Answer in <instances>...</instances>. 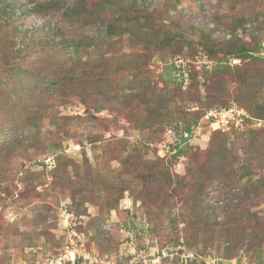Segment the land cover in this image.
I'll return each instance as SVG.
<instances>
[{
  "label": "rangeland",
  "instance_id": "obj_1",
  "mask_svg": "<svg viewBox=\"0 0 264 264\" xmlns=\"http://www.w3.org/2000/svg\"><path fill=\"white\" fill-rule=\"evenodd\" d=\"M59 1L62 13L76 2ZM10 2L8 13L0 4V33L19 53L0 59V264H33L71 242L118 258L133 250L130 241L136 249L146 242L155 250L184 242L205 258L185 263L164 257L157 264H207V256L220 264H264V129L232 132L228 165L214 173L204 167L209 126L203 138L190 141L197 153L174 158L166 145L170 133L150 126L157 119L132 123L122 105L126 93L166 88V79L179 86L171 63L180 58L195 81L160 105L177 115L186 110L191 119L193 112L240 105L244 87L235 72L207 83L206 71L225 62L236 69L242 58L223 62L194 41L209 34L222 45L234 34L230 25L240 21L234 32L256 46L264 41V0L119 2L140 22L179 25L184 34L174 49L153 46L138 78L126 70L108 76L109 62L128 63L149 52L129 33L107 34L106 19L82 25L59 13L29 12L26 0ZM110 10L107 16L115 14ZM97 71L106 80L98 83ZM53 74L57 85L49 80ZM202 118L199 123L208 124ZM148 166L156 168L151 173L159 174L157 181ZM191 169L204 180V191L192 187ZM241 249L247 253L240 261Z\"/></svg>",
  "mask_w": 264,
  "mask_h": 264
},
{
  "label": "trees",
  "instance_id": "obj_2",
  "mask_svg": "<svg viewBox=\"0 0 264 264\" xmlns=\"http://www.w3.org/2000/svg\"><path fill=\"white\" fill-rule=\"evenodd\" d=\"M26 2L31 5L28 9L29 12L35 11L38 14H43V11L45 10L48 13H59V15H62L66 19L79 20L82 25H91L92 23L97 24L102 21L104 22L106 19L107 34L114 35L118 33H129L131 38L136 40L140 47L143 49L145 48V51L148 49L149 54L144 52L143 57H139L137 54H135L137 59L128 61V63L115 61L109 62L107 64L108 66L105 67L108 76L116 74L117 70L118 74L126 70L138 78L141 76V74L146 73V58H148L150 52L153 51V46H166L174 49L179 45L176 40L178 41V39L181 40L184 38L183 32L176 30L179 25H177L176 29H174L173 27H169L167 24L164 25L156 21L151 22L148 18H146V23L140 22V19L142 18L137 15L133 9L123 11V9L119 6V2H123V0H76V2L71 7L66 8L64 13L61 12V8L63 7L61 6L59 0H26ZM0 4H2L1 8L6 11V13H8V11L13 6L10 0H0ZM110 9H114V11L116 10L117 12L115 11L113 16H107V12L111 11ZM134 22L136 23L132 24ZM240 25V21H236L235 24L230 25L232 28L230 30H232L234 34L222 45L220 44L217 46L214 42H212L209 34H202L198 40L194 41L195 45L204 47L211 56L216 55L217 53L221 54L220 60H223V62L227 61V59L230 57L242 58L244 61L243 64L237 66L236 69L228 64V62H225L220 63L219 67L215 70H212L211 72H209V70L206 71V74L211 75L209 77L210 80H208L207 83L212 81L214 76H217L221 79L225 75L234 74L232 72L233 70L236 74L234 76L237 77L236 80L244 87V90L241 92L240 99H238L240 102L239 106L242 105L244 108H246L253 118L246 119V121L243 123V126H232L230 130L225 132L221 130H212L209 132V160L205 162L204 167L210 168V170H212L214 173H221L224 167L228 165V158L225 156L226 150L228 149L226 142L232 132L249 128L264 129L263 127H255L252 124L255 119H264V102H260L262 89L264 86V55L260 54V51L264 41L260 42L256 46L243 41L233 30L237 29V27ZM73 41L74 43L76 42L75 40ZM182 42H184V40ZM78 46L79 45L75 43V48L79 51ZM18 53L19 50L14 49L0 33V59L7 60L11 56H17ZM175 62L176 60L172 61L171 67L174 69L177 75L179 67ZM112 65L117 66L116 70L111 68ZM186 70L189 73L188 82L186 84L187 86L190 80L195 81L196 75L195 72L190 73V69H188V67H186ZM82 76L83 74L76 76L75 79H81ZM95 77L97 78L98 83L106 80L99 72L96 73ZM176 79L179 81V86L177 87L172 85L169 86L168 84H171L172 82H170L169 79H166V88L161 89L154 87L152 92L144 91L141 93H126L122 101L123 107L128 110L126 118L130 122L135 123L136 120H139V122L146 123L147 120H149L148 118L151 117L153 119H157L155 120V124L157 125L154 126L153 123L150 124L151 127L158 129L161 132L167 131V133H170L168 136V141L165 143L170 147V151H173L172 157L174 158L180 156H191V154L197 153L200 150L198 146L190 144V141H192L190 135L201 124L199 123L200 118L204 117L208 111L206 109L200 113L193 112L195 116L193 119H191L188 117V115L192 113H189L186 110L177 115L174 109L169 108L168 106L160 105V103H168L164 96L167 94L171 96L177 95L178 91L181 90V86L185 85L183 73L180 76L177 75ZM49 80L52 82V85H57L60 82L59 77L55 76L54 74L49 78ZM217 83L226 85V83H222V81ZM115 88L116 87H113V91H115ZM231 105L229 104L223 107H229ZM168 117H174V120H168ZM201 120H203V118ZM203 124H201V127L204 133L208 130V124ZM186 133H189V136H186ZM153 169L156 168L154 166H148L149 171L147 174L148 176L150 175L153 177L154 181H157L159 174L151 173L153 172ZM191 170L192 187L195 190H199V192L204 191L206 187L204 180L202 181L196 176V169ZM207 179L213 180V177H211L209 174ZM185 184L187 185L190 183ZM249 187L252 189L259 188V186H255L254 184H250ZM144 244L140 245H143L144 247L146 246V242ZM184 245V242H177L172 248L168 246L166 248H161L177 253L174 257L168 256L163 260L180 261L181 254L183 252H190L195 254V257L193 260H190L191 262L189 263L197 261L204 262L205 258H203L201 253H198V251H195L191 247L187 248ZM148 248H150L151 252L155 251V248L152 245ZM246 253V250L241 249L235 258L241 261L243 257L246 256ZM218 264H220V262Z\"/></svg>",
  "mask_w": 264,
  "mask_h": 264
},
{
  "label": "built area",
  "instance_id": "obj_3",
  "mask_svg": "<svg viewBox=\"0 0 264 264\" xmlns=\"http://www.w3.org/2000/svg\"><path fill=\"white\" fill-rule=\"evenodd\" d=\"M260 54L264 55V42ZM176 65L179 67L177 75L180 76L183 73L184 84L188 82L189 73L186 70L185 61L180 58L176 60ZM181 68V69H180ZM253 119L246 108L233 103L229 107L217 106L209 109L204 115V120L209 124L211 130L228 131L232 126L240 127L246 119ZM255 127L264 128V119H255L252 123ZM202 125L200 124L197 129L190 135L191 140L194 138H203L204 133L202 131ZM189 136V133L185 134ZM168 150L170 147L168 146ZM53 156L49 157V162H53ZM75 233V232H73ZM72 234H70L71 236ZM130 251L123 252L118 258H115L109 254H102L88 250L81 243L80 246L74 245L71 242L63 248L62 252L57 254H45L42 257H37L33 264H157L160 263L164 257H174L177 253L167 251L165 249L157 248L154 252H151L148 246H144L140 249H136L133 246V242L130 241L128 246ZM126 247V248H127ZM195 254L190 252H183L181 254V262L187 263V261L193 260ZM237 259V258H236ZM219 258L207 256V264H218ZM238 260V259H237ZM236 260V261H237ZM236 264H243L237 261Z\"/></svg>",
  "mask_w": 264,
  "mask_h": 264
}]
</instances>
